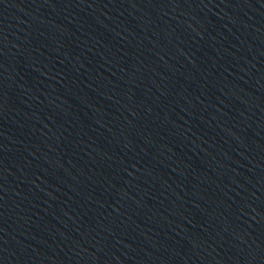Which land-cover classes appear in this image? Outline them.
Returning <instances> with one entry per match:
<instances>
[{"label":"water","instance_id":"95a60500","mask_svg":"<svg viewBox=\"0 0 264 264\" xmlns=\"http://www.w3.org/2000/svg\"><path fill=\"white\" fill-rule=\"evenodd\" d=\"M0 264H264V0H0Z\"/></svg>","mask_w":264,"mask_h":264}]
</instances>
